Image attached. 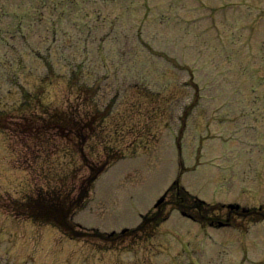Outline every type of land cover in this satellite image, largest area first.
<instances>
[{
  "label": "rangeland",
  "instance_id": "374dc122",
  "mask_svg": "<svg viewBox=\"0 0 264 264\" xmlns=\"http://www.w3.org/2000/svg\"><path fill=\"white\" fill-rule=\"evenodd\" d=\"M14 1L0 0L6 11L0 10V112H9L13 126L7 133L0 130V179L16 187L0 181V197L5 190L16 196L20 190L52 186L64 175H69L70 182L74 169L87 173L82 147L74 136H47L45 150L36 132L22 131L23 126H37L38 114L44 112L43 105H38L42 96L52 107H76L85 120L96 116L94 136L84 150L92 162L109 158L113 145L127 148L128 157L100 177L75 217L89 228L98 221L106 234L128 226L134 208L141 205L143 189L158 178L157 168L165 169L171 159L176 160L146 192L147 207L177 177L179 152L181 158H196L201 165L200 176L194 172L188 177V190L200 198L217 202L226 193L230 202H264V163L252 159L264 147L246 145L256 132L250 130L252 126H264L253 117L264 111V88H254L264 66L259 64L260 69L252 72L248 68L249 59L255 62L259 51L264 57V25L256 28L254 45L226 52L220 47V39L226 37L224 22L214 27L207 18L190 29L181 20L188 8L198 6L195 0H75L68 3L72 8L64 15L47 0H18L26 8L20 11ZM206 2L207 7L219 6L218 0ZM219 2L230 22L242 23L248 15L255 21L256 9L250 5L252 11H247L248 6L238 10L237 4L264 0ZM172 11L177 19L170 15ZM188 14L187 20L196 16L192 9ZM20 25L24 29L18 32ZM6 33H15V40ZM207 82L211 91L201 87ZM10 134L12 149L8 147ZM258 137L262 143L264 128ZM183 145L187 151L182 156ZM227 151L229 158L220 160ZM17 155L21 164L38 170L37 177L30 174L27 189L22 182L30 181L29 174L18 168ZM257 160L264 161V155ZM253 195L258 199L249 200ZM133 219L140 222L137 215ZM243 224L248 229L240 233L233 228H203L175 211L167 224L169 233L163 227L148 242L102 238L74 243L50 226L14 219L0 210V264H135L136 260L142 264L202 260V264H229L232 259L226 255L232 254L231 247L240 251L235 240L243 242L237 254L242 259L239 264H264V221ZM208 242L218 243L226 253L216 250L218 246L207 247ZM253 243L259 260L252 257ZM9 257L15 263H4Z\"/></svg>",
  "mask_w": 264,
  "mask_h": 264
},
{
  "label": "trees",
  "instance_id": "16d2710c",
  "mask_svg": "<svg viewBox=\"0 0 264 264\" xmlns=\"http://www.w3.org/2000/svg\"><path fill=\"white\" fill-rule=\"evenodd\" d=\"M175 197H176V200L177 199H180V201H184L185 200V197L184 196H182V195H175Z\"/></svg>",
  "mask_w": 264,
  "mask_h": 264
}]
</instances>
